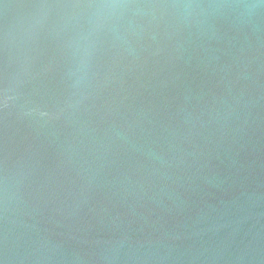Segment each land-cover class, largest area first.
Segmentation results:
<instances>
[{
    "label": "water",
    "instance_id": "obj_1",
    "mask_svg": "<svg viewBox=\"0 0 264 264\" xmlns=\"http://www.w3.org/2000/svg\"><path fill=\"white\" fill-rule=\"evenodd\" d=\"M0 264H264V0H0Z\"/></svg>",
    "mask_w": 264,
    "mask_h": 264
}]
</instances>
